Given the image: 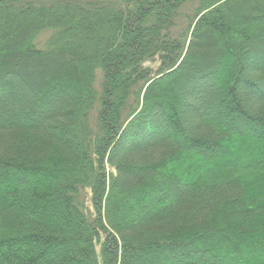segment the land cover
<instances>
[{"label":"trees","instance_id":"16d2710c","mask_svg":"<svg viewBox=\"0 0 264 264\" xmlns=\"http://www.w3.org/2000/svg\"><path fill=\"white\" fill-rule=\"evenodd\" d=\"M0 264H264V0H0Z\"/></svg>","mask_w":264,"mask_h":264}]
</instances>
